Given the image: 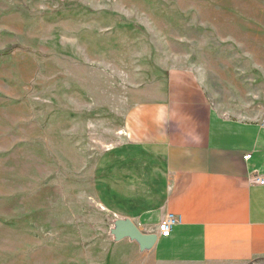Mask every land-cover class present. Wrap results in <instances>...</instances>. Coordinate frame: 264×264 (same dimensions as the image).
Wrapping results in <instances>:
<instances>
[{"label":"rangeland","instance_id":"1","mask_svg":"<svg viewBox=\"0 0 264 264\" xmlns=\"http://www.w3.org/2000/svg\"><path fill=\"white\" fill-rule=\"evenodd\" d=\"M173 68L264 124V0H0V264L139 263L99 184Z\"/></svg>","mask_w":264,"mask_h":264},{"label":"crops","instance_id":"2","mask_svg":"<svg viewBox=\"0 0 264 264\" xmlns=\"http://www.w3.org/2000/svg\"><path fill=\"white\" fill-rule=\"evenodd\" d=\"M139 95L99 198L158 239L149 251L119 243L140 254L138 264H264V185L255 182L264 179V124L220 114L188 69L168 70ZM118 159L132 166L119 169ZM169 214L180 222L162 237Z\"/></svg>","mask_w":264,"mask_h":264},{"label":"water","instance_id":"3","mask_svg":"<svg viewBox=\"0 0 264 264\" xmlns=\"http://www.w3.org/2000/svg\"><path fill=\"white\" fill-rule=\"evenodd\" d=\"M111 233L116 242L130 239L138 243L141 251L153 249L158 239V235L143 232L139 226L130 219L116 220Z\"/></svg>","mask_w":264,"mask_h":264},{"label":"built area","instance_id":"4","mask_svg":"<svg viewBox=\"0 0 264 264\" xmlns=\"http://www.w3.org/2000/svg\"><path fill=\"white\" fill-rule=\"evenodd\" d=\"M252 155H247L245 159L251 158ZM255 182L264 185L262 177H256ZM180 222V218L174 214H169L159 225V232L162 237H169L172 233L174 226Z\"/></svg>","mask_w":264,"mask_h":264}]
</instances>
